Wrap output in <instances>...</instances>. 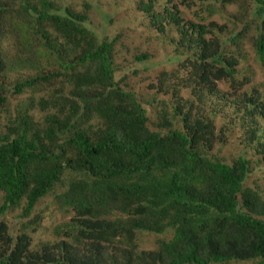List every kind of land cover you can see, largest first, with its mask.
Returning <instances> with one entry per match:
<instances>
[{
  "label": "trees",
  "instance_id": "16d2710c",
  "mask_svg": "<svg viewBox=\"0 0 264 264\" xmlns=\"http://www.w3.org/2000/svg\"><path fill=\"white\" fill-rule=\"evenodd\" d=\"M197 1L131 5L173 47L171 101L128 84L153 52L89 2L0 0V264H264V84L243 48L264 69V0Z\"/></svg>",
  "mask_w": 264,
  "mask_h": 264
},
{
  "label": "rangeland",
  "instance_id": "374dc122",
  "mask_svg": "<svg viewBox=\"0 0 264 264\" xmlns=\"http://www.w3.org/2000/svg\"><path fill=\"white\" fill-rule=\"evenodd\" d=\"M58 3L65 2L66 4L74 5L77 8H82V1H87L91 4V14L90 18L93 22V25L98 28L105 27V29L110 32H119L123 31L125 34H131L135 42H133V46L138 47V45L141 47V49H147V51L153 52V59L150 61V65L148 66H141L138 73L136 74H130V77L128 79V84L132 85L138 92H141L143 94H147L148 96L153 95V93L156 91L158 96L161 98H170L171 101H175L177 92L174 90V94L172 96L173 89L176 88V79L171 78L167 79L166 81L161 82L162 73L163 71L170 72L172 71V68L176 67V61L172 59L173 56V47L168 46L164 48H159V44L157 43V39L154 38V35H149L148 32L142 31L143 27L139 25V21H137L138 13H136L135 10L132 9V3L134 0H56ZM163 2L164 0H160ZM177 1V0H176ZM193 1V0H191ZM197 1V0H195ZM198 2V1H197ZM197 2H194L195 4L192 5L191 9H187L184 6L179 5V9L183 11L185 14L184 16L186 18L191 17L192 11L194 12L197 9ZM202 15H205L206 13L201 12ZM223 19V18H222ZM217 22L218 24H222V20L220 17H218L217 14H213L202 23H207L208 21ZM224 21V19H223ZM215 27V26H214ZM210 29H213L212 27H208ZM133 31V33H130V31ZM140 31L141 35L140 36ZM214 31H217L216 28H214ZM171 45V44H169ZM132 47V44L130 45ZM243 48L245 49L246 54V60L251 64V68L254 71L253 78H255V81L260 82L264 84V69H259L257 65L255 66L252 64V58H253V51L251 49V45L249 42H246L243 44ZM179 51H175V54L179 53ZM181 57V55H179ZM245 64L242 65V69ZM241 69V72H242ZM247 71H250L249 69H246ZM27 70L21 69V75L26 74ZM251 72V71H250ZM15 71H12L9 73L10 77H14ZM160 80V82H159ZM221 88L225 89V86L223 84H219ZM224 91V90H223ZM179 96H182L183 99H186V96L183 92L179 94ZM149 115L152 117L155 113V111L158 109L157 105H147ZM220 117V116H219ZM219 119V118H218ZM233 130V129H232ZM227 134L230 135V132ZM232 136H236L234 138V142L239 141L241 138H239V135L233 130ZM239 139V140H238ZM238 149L235 147L234 143H229L227 145H224L223 153L225 155H233ZM257 181L264 185V178L262 177V174L257 172L253 174L249 178V183L251 184L253 181ZM7 219L9 222H11L14 218L9 215L7 216ZM60 221V215L58 214V211L53 212L52 216H47L44 221L42 222V225L40 228L33 234V242L37 241V239H52L51 238V227ZM153 236H148L145 238L144 244L149 247L152 244Z\"/></svg>",
  "mask_w": 264,
  "mask_h": 264
}]
</instances>
